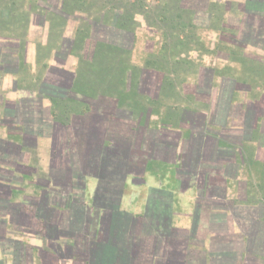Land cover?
Returning a JSON list of instances; mask_svg holds the SVG:
<instances>
[{"label":"crops","instance_id":"crops-1","mask_svg":"<svg viewBox=\"0 0 264 264\" xmlns=\"http://www.w3.org/2000/svg\"><path fill=\"white\" fill-rule=\"evenodd\" d=\"M138 67L135 88H105L114 95L87 99L90 111L70 114L69 125L50 118L45 99L38 106L43 115L23 126L18 142L0 105V263L13 264L12 247H33V264H188L185 237L195 228L201 186L225 187L234 196L236 179L225 166L235 167L239 149L193 139L200 111L172 116L186 122L183 129H155L165 108L156 113L149 102L159 99L163 75ZM195 70L180 89L187 99L209 69ZM7 79L1 90L12 98L19 90L9 93L14 77Z\"/></svg>","mask_w":264,"mask_h":264},{"label":"trees","instance_id":"trees-1","mask_svg":"<svg viewBox=\"0 0 264 264\" xmlns=\"http://www.w3.org/2000/svg\"><path fill=\"white\" fill-rule=\"evenodd\" d=\"M248 3L229 0H199L198 5L193 4L192 0H0V77L1 74H12L23 76L22 80L27 78L25 76L30 72L26 61L29 28L37 19L41 22L38 25H48L45 44L37 46L38 74L32 79L31 86L34 94L30 93L13 102L0 100V105L5 109L6 123L12 122L10 138L18 142L23 126L32 125L35 114L43 115L38 106L45 99H49L52 104L50 118L69 125L70 114L83 115L90 111L87 99L114 95L103 91L105 88L117 89L119 84H130L135 88L142 68L133 65L130 57L138 27L137 18L143 17L150 29L161 32L164 40L162 59H147L142 65L163 75L159 99L149 102L154 105L156 113H160V108H165L163 125L183 129L186 122L179 121V118L174 120L172 116L186 111H200L195 124H191V128L198 130L193 139L198 137L208 146H215L219 142L226 148L239 149L234 156L235 167L231 164L225 166L229 178L236 179L234 196H228L225 187L212 190L211 185L204 188L201 186L195 228L185 237L188 243L187 263L264 264V235H261L264 229V163L256 158V151L250 148L251 145L247 147V143L259 137V131L252 129L246 138L242 136L241 142H234L233 145L229 136L217 133L226 128L229 119L213 115L208 120L211 105L209 98L204 97V92L194 93L195 96H188V99L180 92L197 68L189 59L190 54L205 49L200 38V31L205 27L220 31L221 42L215 50L223 52L227 60L240 62L235 57L238 54L247 63L257 64L260 61L246 53V46H258L263 42L264 11L258 5L264 3V0H248ZM237 9L243 14V18L237 19L239 27L244 17L248 19L247 15L252 21L256 14L263 15L258 28L254 30V23L248 22V32L246 29L242 32L238 26L239 29H235L227 15ZM72 20H78L79 27L67 49L68 38L63 34ZM103 31L105 34H99ZM112 31H118V37L132 36V41L126 44L125 38L124 42L114 40ZM257 31L258 37H255ZM2 51L7 55L4 61ZM53 56L58 62H66L69 56H76L78 66L75 70L67 71L56 68L50 64ZM52 73L67 76L65 84L62 86L60 79L51 82ZM210 84L208 89L212 87ZM183 96L185 104L181 106L178 98ZM144 110L146 107L140 106V112ZM190 130L187 132L190 133ZM189 137L190 143L192 140ZM199 141H193V145H198ZM223 156L227 162L231 155L229 152ZM210 168L214 173L218 171ZM240 174L246 179L239 178ZM236 228L238 231H235ZM208 239L209 249L206 246ZM10 251L13 264H33L36 261L33 247H12Z\"/></svg>","mask_w":264,"mask_h":264},{"label":"rangeland","instance_id":"rangeland-1","mask_svg":"<svg viewBox=\"0 0 264 264\" xmlns=\"http://www.w3.org/2000/svg\"><path fill=\"white\" fill-rule=\"evenodd\" d=\"M229 1H232L234 3L249 4L248 0ZM192 3L198 5L199 0H192ZM258 6H261L260 9L264 11L263 3L259 4ZM239 10L240 9H237V11H234L235 13L231 12L227 15V18L230 19V24L235 27V29H237L238 24H240L237 19L243 18V14L242 12H240L241 10ZM262 16L263 15L256 14L254 20L252 21L251 18L247 15L248 19L244 17L245 20L243 23H241L242 26L238 27L242 32L244 29H246V32H248L249 30L247 28V25L248 22H250L254 23V30H256V28H258L259 26L260 18ZM137 21L138 27L136 28L135 41L132 48L133 52L130 57L132 61L131 63L133 65L141 66L145 64V61L147 59L161 60L164 48V40L161 32L150 29L143 17H138ZM38 23H41L39 19H37V22L34 21L29 28V42L27 45L26 61L30 66V72L26 74L25 77L27 78L24 77L25 79L22 80L23 76L21 75L17 76L12 74H1L0 98L2 94V98L4 101H7V99L9 98H7V95L5 94L7 92L1 90L2 85L5 83L7 77H14L12 83L9 84V93L11 92V90H16V88L19 90L17 93H12V98L17 95L18 99L15 100L22 99L23 97L28 96L30 93H32V79H34L38 74L36 57L37 46L40 43L45 44L48 35V25L46 24L42 27L40 26L41 24L38 25ZM78 27V20H72L68 23L67 28L65 29V32L63 34L65 38H68L66 40L67 49H69L70 39L74 36L75 31ZM112 33L114 40H120L119 42H124L125 38L127 39L124 42L126 44H130V42L132 41V36H120V38L118 37V31H112ZM99 34H105V32L103 31ZM257 34L258 31L255 33V37H258ZM200 35V38L203 40V47H205V49L204 51H198L190 54L189 59H191L197 66L203 65L209 69L206 70V72H209V74H202V84L196 87V90H198L197 93L204 92V97L209 98L211 109L209 111L210 115H208V120L212 119L213 115L222 117V119H226L227 117L229 121H227L226 128L230 133L229 135H226L227 137L229 136L230 140L235 141L236 143L241 142L242 136H245L246 138V135H249L252 129L255 131H259V137L248 144L255 147H262L258 154L256 152V158L261 163H264V39L261 40L263 42L259 43L258 46H253L251 44H248V46H246V53H249L252 58L255 57L260 60L257 64H251L250 62L247 63L245 62V60H242V56H238V54L235 55V57L240 59V62L229 61L224 58L223 52L217 49L215 50L216 45L221 42L222 36L220 31L212 28L206 29L205 27L203 31H200ZM203 47H201L200 49H203ZM12 49L15 50L16 47H12ZM5 53L4 51H2L1 54V56L4 57L2 59L3 61L5 58H7V55ZM50 64H52L56 68L65 69L66 71L69 69L75 70L78 66V58L76 56H69L66 62H58L56 60V57L53 56L51 58ZM51 75L53 82L60 79V84L63 83L62 86L67 81V76H64V74H59L58 76L56 75V73H52ZM233 78L237 79V81H233ZM210 79L211 84L209 83ZM6 81L10 80L7 79ZM209 84L212 87L208 89ZM190 89L192 90L193 88L189 85V90ZM27 92L29 94H27ZM12 98L9 99L11 100ZM230 99L231 102L229 103ZM186 113L190 115L196 114L195 112L188 111H186L185 114ZM153 126L155 129H163L166 131L170 129L168 128L170 126H164L161 121L155 122ZM192 129H195V131L198 132L197 128L193 127ZM254 137H256V134H254ZM239 178L246 179L245 176L241 174ZM236 230L238 231V228H236ZM261 235H264V229Z\"/></svg>","mask_w":264,"mask_h":264},{"label":"flooded vegetation","instance_id":"flooded-vegetation-1","mask_svg":"<svg viewBox=\"0 0 264 264\" xmlns=\"http://www.w3.org/2000/svg\"><path fill=\"white\" fill-rule=\"evenodd\" d=\"M70 70V69H69Z\"/></svg>","mask_w":264,"mask_h":264}]
</instances>
